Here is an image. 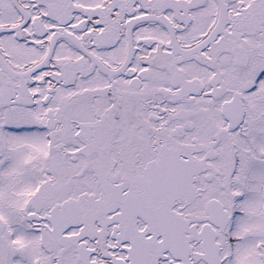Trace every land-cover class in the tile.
Listing matches in <instances>:
<instances>
[{"label": "snow or ice", "instance_id": "6c2138e0", "mask_svg": "<svg viewBox=\"0 0 264 264\" xmlns=\"http://www.w3.org/2000/svg\"><path fill=\"white\" fill-rule=\"evenodd\" d=\"M0 264H264V0H0Z\"/></svg>", "mask_w": 264, "mask_h": 264}]
</instances>
